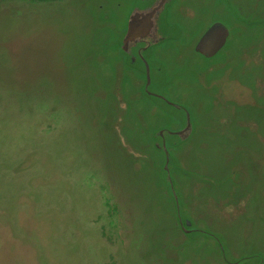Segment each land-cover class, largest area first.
Wrapping results in <instances>:
<instances>
[{"label": "rangeland", "instance_id": "374dc122", "mask_svg": "<svg viewBox=\"0 0 264 264\" xmlns=\"http://www.w3.org/2000/svg\"><path fill=\"white\" fill-rule=\"evenodd\" d=\"M134 2L0 0V264H264V0H173V37L146 52L152 89L196 122L178 149L208 175L177 174L190 228L211 223L227 263L213 238L183 246L155 148L154 122L173 119L150 106L141 70L115 69ZM215 22L231 36L205 58L195 44Z\"/></svg>", "mask_w": 264, "mask_h": 264}, {"label": "water", "instance_id": "95a60500", "mask_svg": "<svg viewBox=\"0 0 264 264\" xmlns=\"http://www.w3.org/2000/svg\"><path fill=\"white\" fill-rule=\"evenodd\" d=\"M172 1L173 0H151V1L135 0L129 12L126 31L120 45V51L122 52V54L128 57V60L120 57L119 59L120 61H122V63L117 65L115 69L116 71L123 70L122 68L124 67V65L127 66L128 64V66L131 69L133 68V69L141 70L143 73H145V85L143 92L145 93L149 103H151L150 106L152 105L159 106L156 111L161 112L164 116L168 114L167 117L173 119L170 122L167 121L166 126H164L163 122H159L158 120H155L158 122H154V121L152 122H154V124H158L159 126H162L161 128L158 129L156 134L158 135V140L155 142V148L158 150L157 152L160 155H162L163 164L161 163V167H160V177L161 179H163L165 183L164 191L169 196V198L172 199V204L175 210L174 212L177 222L176 225L179 228V233L181 238H184L185 240L187 239L188 242L191 241L190 244L186 243L183 246H188V247L191 246L194 240V235H201L203 237L213 238L223 253V257H224L223 261L226 262L227 258L225 255V247H224L225 242L222 241V239L217 233L215 232L213 233L212 230L209 229L208 224L206 225V223H204L205 226L200 227L198 226V223H196L195 229L190 228L192 225V220L189 218L190 216L188 213V203L186 205L184 204L182 196L190 200L191 198L190 194L192 193V191L191 189H189V196L187 197V191L183 186L184 184L180 185L178 181L179 178L177 177V174H181L182 177L187 180V184L189 185L191 184L192 181L196 183L205 179L204 176L199 174L201 173V171L196 169L189 170L190 165L186 164L187 162L186 159L184 158L183 152L179 153L178 151V149L181 146H183L185 142L190 141V139L194 134V124L196 122L194 120L192 111L189 107L173 101L172 99L173 96H169L165 94L164 85L162 86L163 90H160V92L152 89L153 64L151 60L146 56L147 54L146 52L150 48L163 44L164 42L170 39V38L168 39V37L166 36L168 34L164 31L163 26L166 24V22H170L166 16H167V8L172 4ZM100 24L101 23L98 22L97 26H99ZM159 25H160V30H158ZM100 26H102V24ZM145 36L153 37L149 39L150 43L148 45H150V47L146 52H144L145 50L142 49V52L140 53V59L142 61L137 60V63L139 64L137 63L133 64L129 56V50L132 48L134 49L137 48L138 46H133V44L138 40H142ZM230 36H231L230 29L227 28L226 25L215 22L203 33L200 39L196 42L195 49L197 53L200 54L201 56L211 59L215 57V55H217L226 46ZM105 53L106 50L104 51V49H101L99 51V57H101V55H104ZM96 56L97 55H95V57ZM101 60H103L102 57ZM178 60H179V55L175 60V63ZM137 66L139 67L136 68ZM163 73L164 72H161L162 75ZM169 80L172 81V79ZM232 98L235 99L234 97ZM256 101L257 99L255 100V102ZM241 104L248 105L247 102H243ZM117 114L118 113L116 114L114 113L113 115L114 120L109 123V126L110 124L111 125L113 123L115 124L117 119ZM236 114H238V112ZM137 115L138 117L136 118L135 123L137 125L138 131L147 130L145 125L142 123L141 116L143 115L141 113H138ZM177 121H182V126L180 128L175 127ZM111 129L114 131V128ZM213 133H215V136L219 138L220 137L228 138L229 141L232 139V137H228L224 135L222 129L215 130ZM207 135H211V134L207 133ZM170 140L171 141L173 140V145H172L173 148L171 149L169 148L168 145V142ZM128 143L132 144L131 142ZM185 166L188 168V171L185 170ZM248 168L249 166L247 165L246 171L248 170ZM223 176L227 178L226 175L223 174ZM211 181L212 179L210 180V182ZM184 216H187L189 219L185 218V220L183 221L182 219ZM167 246L168 245L164 244L163 247L165 248V250L167 249L166 248ZM232 264H239V262H235Z\"/></svg>", "mask_w": 264, "mask_h": 264}, {"label": "flooded vegetation", "instance_id": "af4514ba", "mask_svg": "<svg viewBox=\"0 0 264 264\" xmlns=\"http://www.w3.org/2000/svg\"><path fill=\"white\" fill-rule=\"evenodd\" d=\"M149 1H151V0H149ZM169 26H167V24H165L164 26H163V28H164V31L166 32V33H168V31H169V28H168ZM158 30H160V25H159V28H158ZM169 34V33H168ZM167 37H168V41H170L171 40V38L173 37V35H171V34H169V35H166ZM151 38H153V37H150V36H145L142 40H138L137 42H135L134 44H133V46H138L137 48H132V49H130L129 50V56H130V59H131V61L133 62V64H136L137 63V60H141L140 59V53L142 52V49L143 50H145L144 52H146L148 49H149V47H150V45H148L150 42H149V39H151ZM144 43V44H143ZM147 47V48H146ZM146 48V49H145ZM167 51H168V53L170 52V50L169 49H166ZM143 52V53H144ZM137 57H138V59H137ZM177 57H178V55L177 54H174V61L177 59ZM142 61V60H141ZM151 62L152 63H154L152 60H151ZM139 66H137L136 68H138ZM163 69H164V65H163ZM136 69H131V72L132 73H134V71H135ZM142 74H145V73H143L142 72ZM215 204V203H214ZM216 205V204H215ZM222 213H223V215H222V217L223 218H227L228 216H229V213H227V214H225V212H226V210H227V207H225V206H223L222 207ZM232 213H234V212H232ZM212 216V215H211ZM210 216V217H211ZM212 218V217H211Z\"/></svg>", "mask_w": 264, "mask_h": 264}, {"label": "trees", "instance_id": "16d2710c", "mask_svg": "<svg viewBox=\"0 0 264 264\" xmlns=\"http://www.w3.org/2000/svg\"><path fill=\"white\" fill-rule=\"evenodd\" d=\"M237 115H238V114H236V116H237ZM115 124H116V126H117V123H115ZM117 127H118V126H117ZM224 135H225V133H224ZM235 140H236V138L234 139V137H233L230 141H235ZM237 159H238V158H237ZM237 159H236V160H237ZM199 174L202 175V176H208L207 174H205V173H203V172H201V173H199ZM211 179L213 180V178H210V180H211ZM193 180H195V179H193ZM192 182H194V181H192ZM192 185H193V183H192ZM215 204H216V205H215ZM215 204L213 203L212 206H213L214 210L216 211V214H217V213H221V216H222V215H223V213H222V209H221V208L223 207V206L221 205L222 203H215ZM212 206H211V207H212ZM211 215H212V216H211L212 218L215 216V215H213V214H211ZM208 225H211V223L208 224Z\"/></svg>", "mask_w": 264, "mask_h": 264}, {"label": "bare ground", "instance_id": "6f19581e", "mask_svg": "<svg viewBox=\"0 0 264 264\" xmlns=\"http://www.w3.org/2000/svg\"><path fill=\"white\" fill-rule=\"evenodd\" d=\"M192 139V138H191ZM184 147L181 148V151L183 150ZM192 250V249H191Z\"/></svg>", "mask_w": 264, "mask_h": 264}]
</instances>
